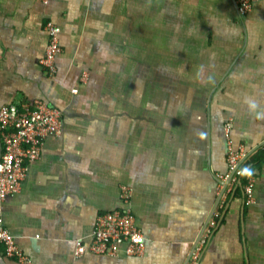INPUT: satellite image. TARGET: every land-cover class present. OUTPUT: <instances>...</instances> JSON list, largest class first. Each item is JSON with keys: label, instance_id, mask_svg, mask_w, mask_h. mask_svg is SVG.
I'll return each mask as SVG.
<instances>
[{"label": "crops", "instance_id": "0c3cea01", "mask_svg": "<svg viewBox=\"0 0 264 264\" xmlns=\"http://www.w3.org/2000/svg\"><path fill=\"white\" fill-rule=\"evenodd\" d=\"M49 21L61 30L52 77ZM35 101L61 112L62 132L2 206L30 264H185L229 146L247 152L254 203L226 188L188 264H264V0L245 16L234 0H0V107ZM123 187L144 254L75 257ZM0 264L19 263L0 245Z\"/></svg>", "mask_w": 264, "mask_h": 264}, {"label": "built area", "instance_id": "2783aa9c", "mask_svg": "<svg viewBox=\"0 0 264 264\" xmlns=\"http://www.w3.org/2000/svg\"><path fill=\"white\" fill-rule=\"evenodd\" d=\"M240 16L250 11L252 4L259 0H234ZM48 35V46L40 65L48 77L56 73L55 61L61 53L60 28L49 21L45 25ZM229 124L224 125V134L229 139ZM62 132V114L42 101L32 104H9L0 107V133L3 152L0 157V245L3 246L7 258L19 264H30L31 260L16 245V239L4 227L2 206L6 198L18 194L29 166L40 158L44 141L48 137L60 136ZM247 152L242 149L234 151L228 147V173L222 182L230 177L227 184L229 192L241 187L247 204H253L254 176L242 170ZM241 180L244 183H241ZM132 191L121 188L123 207L111 212L100 214L96 219L92 233V241L85 245L77 242L75 257L82 256L86 251L95 255L116 258L120 253L127 257H141L145 252L146 241L136 226L131 213ZM211 223V222H210ZM214 226V223L211 224ZM205 234V233H204ZM209 235V234H208ZM208 235H203L192 256L198 259L206 244Z\"/></svg>", "mask_w": 264, "mask_h": 264}, {"label": "water", "instance_id": "95a60500", "mask_svg": "<svg viewBox=\"0 0 264 264\" xmlns=\"http://www.w3.org/2000/svg\"><path fill=\"white\" fill-rule=\"evenodd\" d=\"M229 182H230V177L225 182L220 183L221 185H223L222 192H221V194H219L218 198L216 199L215 204H214V206H213V208H212V210H211L206 222L204 223L200 233L198 234V236H197V238H196V240H195V242H194V244L192 246V250H191V252H190V254L188 256V259H187L185 264L189 263V260L191 259L192 254L194 253L195 249L197 248V245L199 244V242H200L201 238L203 237L204 233L206 232L207 227H208V225L210 224V222L212 220L213 214H214V212H215V210H216V208H217V206H218V204L220 202V199L222 198L223 193H224V191L227 188V184Z\"/></svg>", "mask_w": 264, "mask_h": 264}, {"label": "trees", "instance_id": "16d2710c", "mask_svg": "<svg viewBox=\"0 0 264 264\" xmlns=\"http://www.w3.org/2000/svg\"><path fill=\"white\" fill-rule=\"evenodd\" d=\"M264 157V153H260L259 155H258V157H257V162H259L260 161V159H262ZM249 166V163H246V164H244L243 166H242V170H243V172H244V169L246 168V167H248ZM241 183L243 184L244 183V181L243 180H241ZM239 188V187H238ZM237 188V189H238ZM236 189V190H237Z\"/></svg>", "mask_w": 264, "mask_h": 264}, {"label": "bare ground", "instance_id": "6f19581e", "mask_svg": "<svg viewBox=\"0 0 264 264\" xmlns=\"http://www.w3.org/2000/svg\"><path fill=\"white\" fill-rule=\"evenodd\" d=\"M253 175V174H252ZM214 215V214H213Z\"/></svg>", "mask_w": 264, "mask_h": 264}]
</instances>
